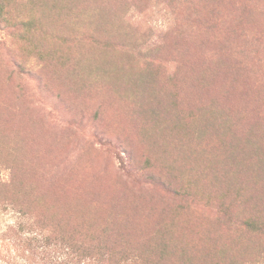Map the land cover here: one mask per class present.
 <instances>
[{
  "label": "rangeland",
  "instance_id": "374dc122",
  "mask_svg": "<svg viewBox=\"0 0 264 264\" xmlns=\"http://www.w3.org/2000/svg\"><path fill=\"white\" fill-rule=\"evenodd\" d=\"M1 1L0 192L150 262L264 264V0ZM17 221L0 264L35 259Z\"/></svg>",
  "mask_w": 264,
  "mask_h": 264
},
{
  "label": "trees",
  "instance_id": "16d2710c",
  "mask_svg": "<svg viewBox=\"0 0 264 264\" xmlns=\"http://www.w3.org/2000/svg\"><path fill=\"white\" fill-rule=\"evenodd\" d=\"M2 2L0 0V13L3 9ZM12 185L14 181L11 177L5 180L0 175V187ZM34 200L37 203H44L39 197ZM1 208L10 209L18 214V221L8 227L9 231L14 229L21 231V237L16 242L13 239L3 240L1 245L16 246L23 254H34L35 259L25 264H84L86 260H94L97 264H192L176 263L170 258L167 259L168 253L164 249L159 250L156 260L150 262L148 252L125 249L116 242L100 238H88L78 225L70 224L68 219L54 216L48 218L34 211L32 213L31 205L16 193L6 197L0 192Z\"/></svg>",
  "mask_w": 264,
  "mask_h": 264
}]
</instances>
